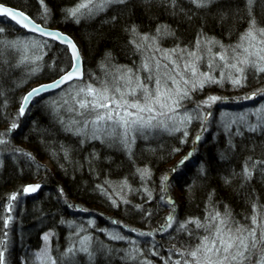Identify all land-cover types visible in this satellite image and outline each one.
I'll use <instances>...</instances> for the list:
<instances>
[{
    "label": "trees",
    "instance_id": "1",
    "mask_svg": "<svg viewBox=\"0 0 264 264\" xmlns=\"http://www.w3.org/2000/svg\"><path fill=\"white\" fill-rule=\"evenodd\" d=\"M1 1L71 34L82 49L83 78L89 81L117 76L124 69L135 73L148 46L155 43L187 48L206 39L215 40L221 49L238 44L250 19L264 27V0H254L250 12L247 0H215L203 8L190 0H177L175 6L161 0H127L79 18L67 11L79 0ZM133 26L136 33L130 31ZM160 26H167V32L158 33ZM0 28L5 43L24 42L19 49L4 47L0 53V133H5L0 139L6 141L0 144V251L10 229L12 248L4 252L9 264H22L20 255L41 249L46 232L52 236L55 264H162L161 257H174L176 248L196 246L197 239L208 234L195 223L186 224L190 219L209 224L211 214L228 213L233 230L252 227L253 205L264 217V125L254 114L264 108V94L252 96L264 89V73L249 68L240 86L224 78L190 91L179 110L193 119L179 131L145 130L135 133L127 147L119 146L102 133L93 138L88 130L71 126L68 119L76 115L57 110L59 92L65 88L38 96L20 115L27 89L59 76L69 68L71 57L63 45L4 16ZM145 35L149 39L144 40ZM25 55L29 59L20 63ZM210 96L221 99L210 106L201 103ZM241 111L246 112L243 121L237 114ZM12 123L17 127L8 131ZM179 160L183 163L174 164ZM245 165L250 178L242 175ZM33 180L44 184L38 197L23 194ZM14 194L22 202L14 213L19 222L9 228L1 205ZM76 229L88 235L87 251L77 249L62 261ZM120 232L150 237L131 254L126 241L111 236Z\"/></svg>",
    "mask_w": 264,
    "mask_h": 264
},
{
    "label": "snow or ice",
    "instance_id": "2",
    "mask_svg": "<svg viewBox=\"0 0 264 264\" xmlns=\"http://www.w3.org/2000/svg\"><path fill=\"white\" fill-rule=\"evenodd\" d=\"M42 2L43 0H41ZM126 2L127 0H79L73 8L67 11L72 17L79 18L80 16L94 15L95 12L103 11L109 5L125 4ZM147 2L148 0H145V3ZM161 2L175 6L177 0H161ZM253 2L254 0H247L249 12ZM190 3L197 8H203L213 3V0H190ZM46 11L47 9H45ZM0 13L4 14L5 18L11 17L12 21L22 25L25 29L60 39L71 48L69 70L65 71L58 80L53 81L51 84L39 85L28 92L23 97L24 103L19 109L20 115L24 114L25 107L33 96L39 95L46 90L58 88L73 80H82L79 51L70 39L62 36V34L45 30L22 12H13L7 7L0 6ZM130 31L136 33V27L133 26ZM161 31L167 32V26L157 28L158 33ZM3 32L4 29L0 28V33ZM143 39L147 40L149 37L145 35ZM216 43L218 42L215 40L206 41V44L215 45ZM22 45H24L23 41H9L5 43L3 40H0V53H2L4 47L19 49ZM137 47H140V45H137ZM196 47L197 49L200 47L199 39L196 42ZM221 48L222 51L211 58L212 62L208 64L209 70L207 72H201L199 70L198 61L201 58L197 56L196 52L187 53L190 59L184 64L183 69L179 71L177 70L180 69V66L171 58L169 52H165L164 58L170 61L174 65V68L169 69L168 64H164L162 67L168 69V71L162 77L158 75L154 76L151 73V66L148 63H144L142 67L150 72L146 78L147 81L151 83L154 80V86L151 88L148 86V83L141 81L138 76L133 86L131 69H124L123 74L115 76L111 84L105 81L101 82L99 87L91 83L79 87L73 99L75 104L78 105L80 114H92L94 116L91 121H85V127L89 123L92 124L93 138H99L98 134L103 133L106 136L119 140L126 147L129 144L131 133H142L152 128L179 131V128L169 129V124L166 121L175 122L176 116L173 114L180 107V101L189 97L190 91L203 88L205 84L220 82L212 75L216 67L231 70L227 73V76L221 73V78L230 79L234 86H240L246 80V69L251 68L257 73H264V27L258 26L255 18L250 19L249 27L240 36V42L238 44L228 47L221 45ZM170 51L171 53H175L178 49H172ZM28 59V56L25 55L22 57L20 63H24ZM35 59L38 60L41 57H36ZM217 59L222 63L217 64ZM160 67L161 65L157 61L156 68L159 69ZM173 72L176 74L173 75ZM233 72L235 75L232 74ZM177 76L180 78L177 79ZM186 76L188 77L187 79L185 78ZM169 81L171 82V86L169 85ZM121 82H123V87H121ZM189 85L191 88H189ZM257 94H264V89H259L252 96L254 97ZM218 99L221 98L210 96L201 103L210 106ZM197 108H199V105ZM254 114L258 116V124L264 125V108L256 109ZM245 116L246 114H242V121ZM196 118L199 117L197 116ZM192 119L193 116L185 112L184 116L180 118V123L183 124L184 121H191ZM16 127L17 124L12 123L8 131ZM118 128L122 131L117 132ZM249 128L252 131L256 130V127L252 125H249ZM4 135L5 133H0V137ZM199 139L200 137L197 136V140ZM4 143L6 141L0 139V144ZM138 171H141L142 175L147 174V170ZM242 175L246 178L251 177V171L247 165H245ZM39 187V185H30L24 188V192H34ZM15 198L14 194L11 199L14 200ZM253 211L254 215L251 217L252 227H237L235 234L233 233V229L229 227L230 222L227 219L228 213H225L224 216L219 212L211 214V223L209 224H202L198 219H190L187 221L186 224L195 223L197 228H204L208 235L203 236L201 242L194 249L187 252V257L189 258L185 259L183 264H264V217L260 216L255 205H253ZM185 227L186 225H181V229ZM112 238L125 239V237L119 235L113 236ZM87 239L86 237L85 241ZM45 240H47V236H45ZM83 243L84 241H82ZM71 251L72 249H69V252ZM81 251L86 252L87 248L82 247ZM40 255L38 253L37 257L39 258ZM254 256L256 257L255 261H253ZM0 264H5L3 251H0ZM52 264H55V261ZM176 264H181V261L177 260Z\"/></svg>",
    "mask_w": 264,
    "mask_h": 264
},
{
    "label": "rangeland",
    "instance_id": "3",
    "mask_svg": "<svg viewBox=\"0 0 264 264\" xmlns=\"http://www.w3.org/2000/svg\"><path fill=\"white\" fill-rule=\"evenodd\" d=\"M215 1V0H213ZM200 40V47L197 49L196 47V43H194L193 46H188L187 48H182V47H175V48H163L162 45L158 44V43H155V44H152V48L148 46V49H147V53L148 55L145 56V59L142 61V63H140V66L137 68L138 70L133 73H132V76H133V86L135 84V79L136 77L138 76L140 78L141 81L145 82V83H148V86L151 88L154 86V80L153 82L149 83L147 81V77L149 76L150 72L148 70H145L142 65L144 63H148L150 66H151V73L154 75V76H163V74L168 71V69H165L163 68L162 66L164 64H168V67L169 69L171 68H174V65H172L170 63V61L166 60L164 58V53L165 52H169L170 55H171V58L173 60L176 61V64H178L180 66V69H178L177 71L179 70H182L183 69V66L186 62L189 61L190 57L187 55L188 52H196L197 53V56H199L201 59L198 61V67H199V70L201 72H207L209 69H208V64L211 63V58L214 57L217 53L221 52L222 48L219 49V45L215 44V45H212V44H206V41L208 40H202V39H199ZM240 42V41H239ZM238 42V43H239ZM29 44V43H28ZM31 44L28 45V47H30ZM247 46V45H245ZM186 47V46H185ZM172 49H178V51H176L175 53H171L170 50ZM210 49V50H209ZM180 50H184V51H180ZM159 62L161 67L159 69L156 68V62ZM231 62V61H230ZM216 63L217 64H221L222 62H220L218 59L216 60ZM226 68H223V67H216L215 68V71L212 72V75L217 79V80H223L221 78V73H224L225 75H227V73L231 70L229 69H226ZM123 74V70L120 71V73L118 75H121ZM173 75H175L176 73L173 72L172 73ZM233 75H235V73L233 72L232 73ZM117 75V76H118ZM114 74L113 76L109 77V78H106V79H102V80H92V81H89V80H84V78H82V80H77V81H73L70 83V85L66 86L64 90H62V92H59L60 95H61V102L60 104L57 105V110H60L62 108H64V110L62 111H66L68 113H74L76 115V119L73 115H71L70 119L72 118V120H69L68 121H71V126H75L76 129L79 131H83L85 133H88L86 130L89 131V135L92 134V131H93V126L91 123L88 124L87 127H85V121H91L94 116L92 114H83L81 115L80 114V110L78 108V105L75 104L74 102V99L73 97L75 96V92L76 90L79 88V87H83L85 84L87 83H91V84H94L95 86L99 87L101 82H109L111 84L113 78H114ZM180 77L177 76V79H179ZM186 79L188 78L187 76L185 77ZM230 80V79H229ZM231 81V80H230ZM169 85L171 86V82L169 81ZM183 86V85H182ZM121 87H123V82H121ZM189 88H191V86L189 85ZM139 95V94H138ZM234 98V96H232ZM184 100H181L180 101V105L181 103L183 102ZM248 113L251 114L252 113V109H247ZM237 114H246L245 111H241V112H237ZM173 115L176 116V120L175 122H172V121H166L168 124H169V129H173V128H178V127H181V126H184L186 124V121H184L183 124L180 123V118L183 117L184 115H182L181 111L179 110V108L176 110V113H174ZM75 119V120H74ZM166 119V118H164ZM159 130V129H162V128H152V129H148L150 131L152 130ZM85 130V131H84ZM164 130V129H163ZM122 130L121 129H117V132H121ZM166 131H170V130H166ZM91 133V134H90ZM135 133H131L130 134V137H129V140H133L135 138ZM92 136V135H91ZM102 136H104V138H108V136L104 135L102 133ZM101 137V136H100ZM109 138H113V137H109ZM188 157V156H186ZM182 160H179V161H176L174 164H180ZM48 166H52V162L51 161H46ZM173 167V166H172ZM18 201L21 203L22 201L21 200H18V199H11L8 201V202H4L1 206H3V217L5 218V224L7 227L11 228L12 224L14 222H19V218L18 216H15V210L17 208V203ZM22 206V205H21ZM9 232H10V229H9ZM7 232L6 234V239H5V243L3 245V249H4V252H8L11 250L10 248H12V243H13V238H12V235H10V233ZM83 232H81L79 229H76V231H74L73 233V238L71 236V242L69 243L70 244V249H72L71 252H67V249L65 251V253L63 254L64 256L62 257L63 260L62 261H65L67 262V253L69 256H74V253L76 254V252L78 250H81L82 247L85 246V244L89 241L86 240L85 241V238L87 237L88 238V235H85V234H82ZM233 233L235 234V230H233ZM51 233L49 232H46L44 234V243L41 247V249L39 250H34L33 252H25L23 253V255H20V257L18 259L21 260V263L22 264H52L53 261H55V258H53L52 256V248L50 247V244H51V240H52V236L50 235ZM116 235H119V236H123L125 237V239H116L118 241H126V246H127V251L130 252L132 254V251H136V249H139L140 250V247H141V242L144 241L146 242L147 238L150 237L149 234L147 233H134V232H131V235L130 234H125L124 232H120V233H117V234H113L111 236H116ZM208 235V234H207ZM45 236H47V240H45ZM205 236V235H204ZM203 236H201L200 238L197 239V242H196V245L199 244L201 242V238ZM82 241H84V243L82 244ZM124 244V243H123ZM148 244V243H147ZM125 245V244H124ZM86 247V246H85ZM145 247L148 248V245H146ZM195 246L193 247H190L189 249L187 248L186 250H183L182 248L178 247L176 248V250L173 251V253L175 254L174 257H171V255L168 257H166L165 259L164 258H160L162 264H176V261L177 260H180L181 261V264H183V261L189 257H187V252L189 250H192L194 249ZM78 249V250H77ZM46 250V251H45ZM8 253L4 254V257H5V261L6 263H11V260H10V257L8 256ZM40 253L41 255L39 256V258L37 257V254ZM183 253V255H181ZM130 254V255H131ZM144 259V257H143ZM256 257L254 256L253 257V261H255ZM149 264V260L147 261ZM150 264H152V262H150Z\"/></svg>",
    "mask_w": 264,
    "mask_h": 264
},
{
    "label": "water",
    "instance_id": "4",
    "mask_svg": "<svg viewBox=\"0 0 264 264\" xmlns=\"http://www.w3.org/2000/svg\"><path fill=\"white\" fill-rule=\"evenodd\" d=\"M0 6H2V7H7V8H9L10 10H12L13 12H22V13L25 14V16L29 17L32 21H34L36 24L40 25V26H41L42 28H44L45 30H47V31H52V32H56V33H59V34H62V36H64V37L70 39V40L76 45V47H77V49H78V51H79L80 61H81V63H80V70H81V73H82V77L84 76V73H85V71H84V57H83L82 49H80L78 43H77L76 40L72 37L71 34H69V33L65 32V31H63L62 29H60V28L57 27V26L47 25V24L44 25V24L41 23L40 21H38V20H36V19H33V18L29 15V13L26 12L24 9L19 8V7H17V6L7 4V3H5V2H3V1L0 2ZM0 16H4V14L0 13ZM7 18H8L9 20H11V17H7ZM18 19H19V17H18ZM11 21H12V20H11ZM12 22H13V21H12ZM14 22H15V21H14ZM15 23H16V22H15ZM16 24H17V23H16ZM18 25H19L21 28H23L22 25H20V24H18ZM23 29H24V28H23ZM26 30H28L29 32H31V33L34 34V35L37 34V35H39L40 37H42V38H44V39H48V40L54 41L56 44L58 43V44H60V45H63V46L66 48V50H68V53L70 54V57H71V48L69 47V45H67L66 43H64L62 40H60V39H56V38H53V37H50V36H47V35H42V34L39 33V32H32V31H30L29 29H26ZM67 70H69V68L66 69L65 71H67ZM65 71H63L61 74H59V76L53 77V78H51V79H48V81H43V82L37 83L36 85H33L31 88H29V89L25 92V94H24L23 96H26L28 92H30L33 88H36V87L39 86V85L51 84L53 81L58 80V79L60 78V76L64 74ZM69 83H70V82H67V83L61 85V86L58 87V88H53V89H50V90L43 91V92H41L39 95H43V94H46V93H48V92H53V91L59 90V88L64 87L65 85H67V84H69ZM39 95L33 96V97L31 98V100L28 102L27 106L25 107V111H24V113L27 111V108H28L29 105L33 102V100H34L35 98H37ZM23 103H24V101H23V99H22L21 104H20V107H21V105H22ZM30 185H31V186H35V185H39V186H40V187H39L36 191H34V192H26L27 194H30V195H31V194H36L37 192H39V191L42 189V187H43L44 184H43V182H42V183H39V182H31V184H28L26 187H28V186H30ZM26 187H25V188H26Z\"/></svg>",
    "mask_w": 264,
    "mask_h": 264
},
{
    "label": "bare ground",
    "instance_id": "5",
    "mask_svg": "<svg viewBox=\"0 0 264 264\" xmlns=\"http://www.w3.org/2000/svg\"><path fill=\"white\" fill-rule=\"evenodd\" d=\"M197 136H199V135H197ZM197 136H195V140L197 139ZM109 140H112L114 142V144H117L119 146L120 145L122 146V143H120L119 140H116L115 138H109ZM61 225H64V221L61 222Z\"/></svg>",
    "mask_w": 264,
    "mask_h": 264
}]
</instances>
